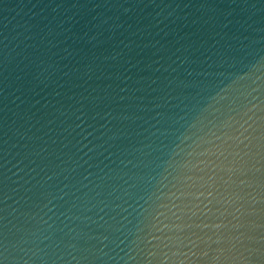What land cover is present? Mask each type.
Returning a JSON list of instances; mask_svg holds the SVG:
<instances>
[{
  "label": "clouds",
  "instance_id": "1",
  "mask_svg": "<svg viewBox=\"0 0 264 264\" xmlns=\"http://www.w3.org/2000/svg\"><path fill=\"white\" fill-rule=\"evenodd\" d=\"M0 264H264V0H0Z\"/></svg>",
  "mask_w": 264,
  "mask_h": 264
}]
</instances>
